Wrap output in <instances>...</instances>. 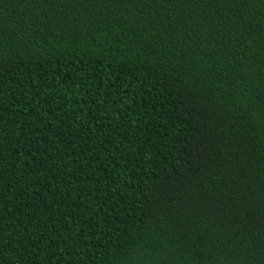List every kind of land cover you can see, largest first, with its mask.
I'll list each match as a JSON object with an SVG mask.
<instances>
[{"label":"trees","instance_id":"1","mask_svg":"<svg viewBox=\"0 0 264 264\" xmlns=\"http://www.w3.org/2000/svg\"><path fill=\"white\" fill-rule=\"evenodd\" d=\"M0 264H264V0H0Z\"/></svg>","mask_w":264,"mask_h":264}]
</instances>
